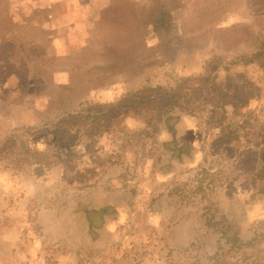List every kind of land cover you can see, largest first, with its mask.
Segmentation results:
<instances>
[{"label":"rangeland","instance_id":"rangeland-1","mask_svg":"<svg viewBox=\"0 0 264 264\" xmlns=\"http://www.w3.org/2000/svg\"><path fill=\"white\" fill-rule=\"evenodd\" d=\"M262 42L264 0H0V264H264Z\"/></svg>","mask_w":264,"mask_h":264},{"label":"trees","instance_id":"trees-1","mask_svg":"<svg viewBox=\"0 0 264 264\" xmlns=\"http://www.w3.org/2000/svg\"><path fill=\"white\" fill-rule=\"evenodd\" d=\"M257 61L260 66L264 67V42L260 45L257 51H255L250 57ZM211 77L208 76L207 80ZM188 79L182 78L174 86L165 87L162 85L155 86H143L135 91H132L110 105L105 112L95 114L94 119L98 122H106L109 116L121 114L123 116H140L144 119L145 124L156 125L170 114L174 109L185 110V107L190 103L191 90L193 89V98L199 99L200 87L193 88L187 86ZM190 94V96H189ZM133 114V115H132ZM84 112L75 111V113H66L63 117L53 123L54 132L63 139H69L68 132L70 128L66 127V123L73 125L84 126L83 118ZM93 119V120H94ZM78 120V121H77ZM82 123V124H81ZM64 124V125H63ZM65 127V130L64 128Z\"/></svg>","mask_w":264,"mask_h":264}]
</instances>
